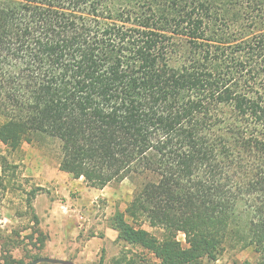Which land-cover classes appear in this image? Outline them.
Segmentation results:
<instances>
[{
    "label": "trees",
    "instance_id": "1",
    "mask_svg": "<svg viewBox=\"0 0 264 264\" xmlns=\"http://www.w3.org/2000/svg\"><path fill=\"white\" fill-rule=\"evenodd\" d=\"M0 142L54 146L91 188L133 182L112 264H264V0H0ZM0 168V205L21 190L38 224L42 188ZM15 237L0 224V264L39 255Z\"/></svg>",
    "mask_w": 264,
    "mask_h": 264
},
{
    "label": "rangeland",
    "instance_id": "2",
    "mask_svg": "<svg viewBox=\"0 0 264 264\" xmlns=\"http://www.w3.org/2000/svg\"><path fill=\"white\" fill-rule=\"evenodd\" d=\"M2 156H6L9 162L18 165L15 185H21V188L28 190L30 186L38 182L42 184L39 186L42 188L39 193L47 198L40 204L45 208L41 214L36 215L32 207L34 214L38 217V224H34L31 220V214L25 213L26 209L22 201L24 193L21 190L10 189L5 194L0 205V224L3 228L12 230L17 240H22L19 246L11 250L15 258L23 257L25 253L24 244L27 243L25 248L29 250V254H39L37 257L49 256L68 259L75 264H112L111 259L119 255L121 250L128 248L122 241L116 239V232L109 227L108 223L109 218L115 212L124 211L130 202L134 189L132 181L124 179L110 184L106 188V195L97 197L96 202H93L85 211V217L80 219L79 214L75 216L70 211V206L67 204L69 198L62 193L53 191V187H58L57 185L49 184L47 181L46 183L37 181H45V177L51 174L52 176H59L60 179L62 178L63 181L67 182L65 174L57 171V154L54 146L39 149L34 145L23 143L19 151L9 153L0 142V160ZM41 162L49 172L46 170L44 173L41 172L39 175L29 177L25 168L31 169L32 167L36 173L41 169L39 166ZM53 200L57 203L54 212L48 206ZM62 206H67L66 211L62 209ZM77 220L84 222V226L89 223L85 231L75 228L77 227ZM143 227L157 234L156 229L150 228L147 223H144ZM32 231L36 232L30 240L26 236ZM38 234L44 236L42 242L37 239ZM177 239L183 245L185 244L182 233L177 235ZM35 247H40V251L38 252ZM34 258L36 257L25 258V263ZM244 259L253 261V255L247 249H227L214 263H209L207 259H203L202 264H241L240 262ZM157 262L153 258L149 260L148 264H157Z\"/></svg>",
    "mask_w": 264,
    "mask_h": 264
},
{
    "label": "crops",
    "instance_id": "3",
    "mask_svg": "<svg viewBox=\"0 0 264 264\" xmlns=\"http://www.w3.org/2000/svg\"><path fill=\"white\" fill-rule=\"evenodd\" d=\"M39 166H41L40 171L38 172H34V168L31 167V169L29 167L25 168V171H27V174L29 177H33L36 175H39V173H44L47 168H44V164L41 162V164L39 163ZM57 171L59 173H64L65 174V178L67 180V182L63 181L62 178L60 179L59 176H52L51 174L48 175V177H45V181L43 180H37V181H41L43 183H46V181L52 185H57L58 187H53V191L55 193H62L64 196H67L68 199V206H70V211H72L74 213V215H78L79 214V218L81 215L82 219L83 217H85V211L87 209H89V206L92 205L93 202H96L97 197H104L107 193L106 188L109 186H105L101 189H96V188H91L88 187L86 185V183L84 182L83 178H73L71 176V174L65 172V171H61L58 169L57 166ZM0 172H1V168H0ZM47 172H49L47 170ZM36 186H42V184L35 182ZM71 196H73V198H71ZM46 198V196L42 195V193L37 194L35 196V200L33 204V208L35 210V214L39 215L44 211V206H40V204L42 203V201H44ZM24 204V203H23ZM51 209L52 212H54L55 207L57 206V203L55 200H53L52 202H50V204L48 205ZM67 206H62V209H65ZM84 215V216H83ZM84 220V219H83ZM79 223V224H78ZM84 222H79L77 220V227L75 228H79V230H86V228L88 227L89 223H87L86 226H84ZM76 230V229H74ZM76 262V261H75Z\"/></svg>",
    "mask_w": 264,
    "mask_h": 264
},
{
    "label": "water",
    "instance_id": "4",
    "mask_svg": "<svg viewBox=\"0 0 264 264\" xmlns=\"http://www.w3.org/2000/svg\"><path fill=\"white\" fill-rule=\"evenodd\" d=\"M38 263H50V264H75L73 261L68 259H62L57 257L39 256L32 259L27 264H38Z\"/></svg>",
    "mask_w": 264,
    "mask_h": 264
},
{
    "label": "built area",
    "instance_id": "5",
    "mask_svg": "<svg viewBox=\"0 0 264 264\" xmlns=\"http://www.w3.org/2000/svg\"><path fill=\"white\" fill-rule=\"evenodd\" d=\"M80 218H81V215H80ZM182 235H184V234H182Z\"/></svg>",
    "mask_w": 264,
    "mask_h": 264
}]
</instances>
